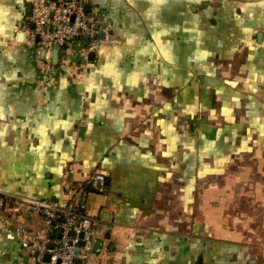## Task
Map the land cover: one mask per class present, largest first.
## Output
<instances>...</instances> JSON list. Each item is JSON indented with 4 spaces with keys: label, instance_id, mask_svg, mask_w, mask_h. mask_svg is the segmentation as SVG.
<instances>
[{
    "label": "crops",
    "instance_id": "0c3cea01",
    "mask_svg": "<svg viewBox=\"0 0 264 264\" xmlns=\"http://www.w3.org/2000/svg\"><path fill=\"white\" fill-rule=\"evenodd\" d=\"M33 1L0 0V192L85 184L113 264H264V0H99L120 40L49 68L20 28Z\"/></svg>",
    "mask_w": 264,
    "mask_h": 264
},
{
    "label": "built area",
    "instance_id": "2783aa9c",
    "mask_svg": "<svg viewBox=\"0 0 264 264\" xmlns=\"http://www.w3.org/2000/svg\"><path fill=\"white\" fill-rule=\"evenodd\" d=\"M98 3L99 0L33 1L32 11L20 28L33 45L46 50V67L52 66L50 53L56 45L62 47L82 39L86 42L84 58L88 60L101 44L120 40L113 22L97 13ZM87 4L90 9L86 8ZM86 74V70H82L78 80L83 82ZM87 183L96 190H103L107 184L105 172L96 170ZM84 185L70 184L66 188L68 202L50 196L0 192V218L6 221L7 230L16 235L21 247L14 264H79L78 259H81L80 264H113L107 250L99 254L100 249H94L96 218L74 202L78 194L85 192ZM28 216H37L38 225L29 223Z\"/></svg>",
    "mask_w": 264,
    "mask_h": 264
},
{
    "label": "water",
    "instance_id": "95a60500",
    "mask_svg": "<svg viewBox=\"0 0 264 264\" xmlns=\"http://www.w3.org/2000/svg\"><path fill=\"white\" fill-rule=\"evenodd\" d=\"M86 8H87V9H90L91 7H90L89 4H87V5H86ZM32 26H34V24H32ZM38 39H39V38H38V36H37V37H36V40L38 41ZM60 47H61V46H59V45H56V46L54 47L53 52H54L55 54L53 55V57H54V61H55V62L58 61L57 51L60 49ZM43 51L45 52V49H43ZM100 247H101V241L96 240L95 243H94V249H95V250H99ZM48 257H49V255L47 254V255H46V258H48ZM78 263H79V264L81 263V259H78Z\"/></svg>",
    "mask_w": 264,
    "mask_h": 264
},
{
    "label": "rangeland",
    "instance_id": "374dc122",
    "mask_svg": "<svg viewBox=\"0 0 264 264\" xmlns=\"http://www.w3.org/2000/svg\"><path fill=\"white\" fill-rule=\"evenodd\" d=\"M101 228V227H100ZM99 228V229H100ZM94 234H95V236L97 235V236H101L102 235V233H99L98 231H96V230H94ZM105 249H107L106 248V245H104L97 253H99V252H103ZM100 254V253H99Z\"/></svg>",
    "mask_w": 264,
    "mask_h": 264
}]
</instances>
